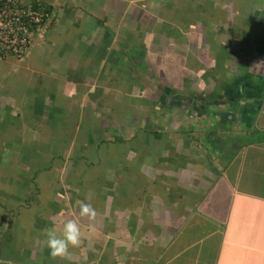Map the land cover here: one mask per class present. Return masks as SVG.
<instances>
[{
	"label": "crops",
	"instance_id": "crops-1",
	"mask_svg": "<svg viewBox=\"0 0 264 264\" xmlns=\"http://www.w3.org/2000/svg\"><path fill=\"white\" fill-rule=\"evenodd\" d=\"M27 2L50 20L22 58L0 57V264H264V0ZM133 98L152 117H135V130L152 123L170 145L127 149L104 195L78 189L71 140L100 106ZM64 115L75 130L48 168L61 188L46 196L47 164L28 155L46 153ZM123 125L103 140L133 136ZM81 202L94 221L79 217ZM43 211L58 230L80 224L69 259L44 256Z\"/></svg>",
	"mask_w": 264,
	"mask_h": 264
},
{
	"label": "rangeland",
	"instance_id": "rangeland-1",
	"mask_svg": "<svg viewBox=\"0 0 264 264\" xmlns=\"http://www.w3.org/2000/svg\"><path fill=\"white\" fill-rule=\"evenodd\" d=\"M173 14L175 18L178 20L182 19L184 15L183 12L177 8L173 10ZM164 19L165 17L162 18V22L159 25V28L161 30L160 32L168 34V36L173 35V28L169 26L168 24H166V20ZM175 32H179V31L177 30ZM165 52L167 53V51ZM167 55H165L163 59H160L161 67L167 65V62H168V58H166ZM148 73H150V71H148ZM161 87L163 86L161 85ZM137 100L139 101H136V99L134 98L132 101H112V103L110 104L111 107L109 110H107L109 108V104H108L109 102H107L106 107L100 106V109L102 110L101 114H104V117H101L100 116L101 114H99L98 117L94 118L95 120L93 119L94 120L93 123L89 121L83 122L82 129L79 130L76 134V137H73V139L71 140L72 141L71 143L74 145L70 149L72 152V156H71V159L68 160V165L72 166L71 161H73V159L76 156V159L78 161L77 168L79 169V172L76 173V178L74 180V183L78 185L77 186L78 189L90 188L92 189V193L97 194V195L99 194L104 195V193L107 192L108 180L110 178L116 177L117 174L120 173L119 168H121V166L122 168L124 167L123 162L126 157L125 156L126 153L124 152L127 149L131 147L152 149L158 146L160 147L162 145H165V146L170 145L171 141L169 140V138L163 139L162 137L161 139L158 140L155 134H150L151 129H152V123L149 126L147 125L145 128L140 126L139 129L135 130V123L133 122L135 117L136 118L138 117V119L140 118L141 122L143 119L152 118L150 116L149 117L144 116V113L139 111L140 105L141 104L143 105L144 103L146 104L147 101H141L142 99H137ZM157 107H160V106H157ZM151 113H153V111ZM95 115L97 116V113ZM105 115L109 117H105ZM63 118L64 119L66 118L68 121L66 122L64 121L65 123L62 122ZM55 119H56L55 129L52 132H53V137L54 136H57V137L53 139L51 137L50 140L47 141V144H48L47 147L50 148L49 151L47 148L46 153H40L41 150L39 149H37V151L35 149H31V152L29 153L30 155H28L31 159L35 160V163L33 164L35 168H37L38 166H41L43 168L47 164L46 171L42 172L43 174L42 176H44L45 180L43 181L42 188H41L43 193L46 196L48 194L50 195L53 190L57 188L59 189L61 188V186L58 187V185H54V184L48 185L46 180L48 179V175L50 173L49 169L56 168V165L59 164L60 162L59 157L55 158L54 152L57 151V148H60V147L63 151L64 149L63 146L65 145V142L70 141L69 139L72 138L71 134L75 130V126L72 124V121H71L72 117L64 115V116H56ZM124 123L126 124V126L123 125ZM79 124H81V122ZM109 124H111V126L115 130L120 129V126L123 125L121 129L125 130V132L128 131V133L130 134H132L133 132V136L124 138V140H121V138H116L115 143L109 142L108 139H105V142H107L105 143L102 141L103 140L102 136L104 134L105 128L108 129ZM90 125L92 126L90 129L91 132L89 133L88 126ZM182 125H184V123ZM86 132L88 133L87 135L89 137L86 136L84 139L82 137L80 138V135L82 136L81 133H83L84 135ZM112 133L113 131L111 130V134ZM118 141H123V142L118 143ZM80 142L82 143V145L80 146L79 148L80 152L78 153V147L76 144H79ZM26 149H30V148L28 147L22 148L23 151ZM25 155L26 154H21L20 158L25 157ZM88 161H91L90 163L92 164L88 163ZM51 162L53 164H51ZM33 165L31 166V168L34 167ZM133 165L134 163H132L130 166L133 167ZM17 174L18 172L15 171V173L13 174V179H14V176H17ZM8 177L10 176L7 175L5 177V181L8 179ZM54 180H50V181L54 182ZM83 192L84 191L81 190V193ZM42 197H43V194H42ZM39 209L40 207L37 208L38 211ZM47 209H48V206H47ZM8 213L10 214V211H8ZM46 217L47 216L44 213V215L41 217V220H44L45 226H47L48 228L50 227V225H48L49 223H47ZM20 235L21 234H19V236ZM30 236H31L30 238L31 240L33 237L36 236V234L33 233ZM37 236L42 237L43 234L37 235Z\"/></svg>",
	"mask_w": 264,
	"mask_h": 264
},
{
	"label": "built area",
	"instance_id": "built-area-1",
	"mask_svg": "<svg viewBox=\"0 0 264 264\" xmlns=\"http://www.w3.org/2000/svg\"><path fill=\"white\" fill-rule=\"evenodd\" d=\"M49 12L27 0H0V57L22 58L33 31L49 22Z\"/></svg>",
	"mask_w": 264,
	"mask_h": 264
},
{
	"label": "clouds",
	"instance_id": "clouds-1",
	"mask_svg": "<svg viewBox=\"0 0 264 264\" xmlns=\"http://www.w3.org/2000/svg\"><path fill=\"white\" fill-rule=\"evenodd\" d=\"M79 217L94 221L96 210L90 203L81 202L79 205ZM45 244L49 250V255L53 260L69 259L71 249L81 245L83 233L80 224L75 219L66 220L58 230L55 226L43 230Z\"/></svg>",
	"mask_w": 264,
	"mask_h": 264
},
{
	"label": "trees",
	"instance_id": "trees-1",
	"mask_svg": "<svg viewBox=\"0 0 264 264\" xmlns=\"http://www.w3.org/2000/svg\"><path fill=\"white\" fill-rule=\"evenodd\" d=\"M38 7H39V6H38ZM40 8H41V7H40ZM102 141L105 142V140H102ZM105 143H107V142H105ZM113 143H115V141H114ZM118 143H122V141H118ZM73 160H77V159H76V156H75V158H74ZM90 162H91V161H88V163H90ZM76 164H77V163H76ZM90 164H92V163H90ZM93 164H94V163H93ZM35 174H37L36 171H35ZM107 185H108V184H107ZM0 199H2V198H0ZM0 204H1V203H0ZM56 205H57V204H56ZM56 205H55V207H54L55 209H54V210H51V211H58V210H57L58 207H57ZM48 207H49V206H48ZM43 208H44V207H43ZM46 211H48V210H46ZM44 213H45V215H46V213H50V212H43L42 215H44ZM47 253H49V250H48V249H46V251H45V255H44V256H46V257L49 256V254H47ZM49 257H50V256H49Z\"/></svg>",
	"mask_w": 264,
	"mask_h": 264
}]
</instances>
